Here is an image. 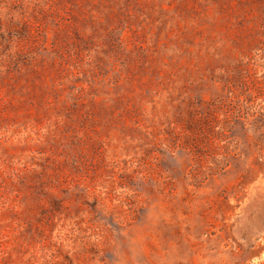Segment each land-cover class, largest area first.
I'll return each instance as SVG.
<instances>
[{"label": "rangeland", "instance_id": "rangeland-1", "mask_svg": "<svg viewBox=\"0 0 264 264\" xmlns=\"http://www.w3.org/2000/svg\"><path fill=\"white\" fill-rule=\"evenodd\" d=\"M0 264H264V0H0Z\"/></svg>", "mask_w": 264, "mask_h": 264}]
</instances>
